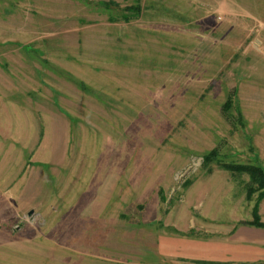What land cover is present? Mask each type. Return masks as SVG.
<instances>
[{
	"label": "rangeland",
	"instance_id": "1",
	"mask_svg": "<svg viewBox=\"0 0 264 264\" xmlns=\"http://www.w3.org/2000/svg\"><path fill=\"white\" fill-rule=\"evenodd\" d=\"M219 162L264 167V0H0V264H198L259 195Z\"/></svg>",
	"mask_w": 264,
	"mask_h": 264
},
{
	"label": "crops",
	"instance_id": "2",
	"mask_svg": "<svg viewBox=\"0 0 264 264\" xmlns=\"http://www.w3.org/2000/svg\"><path fill=\"white\" fill-rule=\"evenodd\" d=\"M261 220L264 222V213ZM193 260L198 264H264V228L240 225L235 229L231 243L219 241V252L206 251L202 257Z\"/></svg>",
	"mask_w": 264,
	"mask_h": 264
},
{
	"label": "trees",
	"instance_id": "3",
	"mask_svg": "<svg viewBox=\"0 0 264 264\" xmlns=\"http://www.w3.org/2000/svg\"><path fill=\"white\" fill-rule=\"evenodd\" d=\"M129 13L132 16L140 13L141 6L139 4L132 5L128 7ZM125 20L129 21L132 17L130 15H124ZM114 20V17L110 18ZM226 109L231 108V102L227 101L225 105ZM219 152L216 149H213L211 152L205 155V163L209 164L215 160H218ZM219 165L223 168L229 170L234 175H243L248 174L250 177L249 183H247V196L252 197L253 194L259 192L257 202L254 206L253 220L251 221H241V225H252L257 227L264 228V222L261 220L259 214V204L260 201L264 198V167L259 163H228V162H219ZM200 264H206V262H199Z\"/></svg>",
	"mask_w": 264,
	"mask_h": 264
}]
</instances>
